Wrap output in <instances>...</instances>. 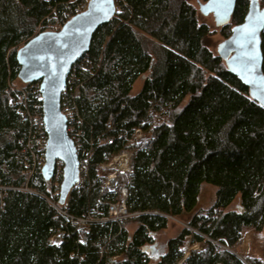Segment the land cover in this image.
Returning a JSON list of instances; mask_svg holds the SVG:
<instances>
[{"label": "trees", "instance_id": "1", "mask_svg": "<svg viewBox=\"0 0 264 264\" xmlns=\"http://www.w3.org/2000/svg\"><path fill=\"white\" fill-rule=\"evenodd\" d=\"M75 1L0 0V185L6 187L0 189V264H264V256L250 255L244 263L228 250L246 229L264 238V106L209 50L212 32L199 23L189 0H116L114 16L92 36L86 52L91 71L78 70L82 85L67 102L83 121L82 145L93 140L95 146L88 172L65 202L73 218L91 213L88 229L46 200L58 190L51 184L60 180L61 167L48 181L36 172L27 183L35 192L19 189L27 182L19 142L29 126L19 111L22 95L12 87L26 89L30 107L37 99L29 88L34 82L17 77L15 52L39 27H53L52 9L61 14ZM248 3L236 1L221 26L224 38L242 22ZM260 38L264 72V27ZM139 77L142 86L133 95ZM163 111L166 120L155 124L153 114ZM136 127L146 133L142 145L129 144ZM101 135L112 136V144L96 146ZM127 146L134 168L120 179L130 214L121 227L98 219L107 216L98 198H112L100 191L98 164ZM203 183L216 187L214 199L196 209ZM236 197L238 205L229 208ZM184 214H190L188 227L151 262L143 246L167 227L169 217ZM57 233L61 242L51 243ZM187 238L200 247L183 258Z\"/></svg>", "mask_w": 264, "mask_h": 264}, {"label": "water", "instance_id": "2", "mask_svg": "<svg viewBox=\"0 0 264 264\" xmlns=\"http://www.w3.org/2000/svg\"><path fill=\"white\" fill-rule=\"evenodd\" d=\"M236 1L206 0L199 4V10L204 15L211 14L215 25L221 27L230 21ZM115 9V0H88L86 8L67 20L60 29L35 33L15 52L18 79L22 83L39 82L47 134L41 175L48 181L54 176L57 165H61L60 205L65 204L69 192L79 180L78 155L67 133V118L61 110V92L71 66L89 50L94 32L114 16ZM262 18L264 6L260 5V0H249L242 22L231 28L230 35L220 43L218 51L227 70L248 88L253 100L264 106ZM253 24L256 26L254 37L246 34V29ZM157 250L156 243L143 246L145 252L157 253Z\"/></svg>", "mask_w": 264, "mask_h": 264}, {"label": "built area", "instance_id": "3", "mask_svg": "<svg viewBox=\"0 0 264 264\" xmlns=\"http://www.w3.org/2000/svg\"><path fill=\"white\" fill-rule=\"evenodd\" d=\"M88 0H76L73 8H66L61 14H57L55 9H52L53 16L48 18H54L56 25L60 28L67 20L72 18L75 14L83 11L87 6ZM40 32V27L38 28ZM36 32V33H38ZM92 62L89 56L84 53L72 66L66 78V85L61 92V110L67 118V133L73 140L77 155H78V167H79V180L76 185H81V181L88 172L90 167L91 157L94 153L95 146L93 140L88 143V146L82 145V119L75 114V109L68 105V97L73 99L76 97L79 87L82 82L77 74L78 70L91 71ZM91 73V72H90ZM19 91L23 98L22 107H19L21 118L23 121L28 122L29 130L28 134L23 141L19 142L20 150L19 154L22 155L23 169L22 173L26 176V184L23 187H19L21 190L35 192L27 186L29 179H31L36 172H41V168L44 164L45 146L47 140V134L43 123L42 112V96L39 90V82H34L29 85L30 91L37 99V103H34L31 107L24 102L26 99V89L24 87L15 86L12 87ZM157 115V113H155ZM155 115V116H156ZM107 130H111V123H107ZM146 138V133L141 127H136L133 130L132 137L129 140V144L142 145ZM112 136H99L97 137L96 146L112 144ZM134 151L130 147H125L117 152L113 153L106 161L98 164V169L103 177V183L101 186V193L111 195V199L98 198L97 202L107 206V216L99 217L100 221H116L121 227H124L123 220L130 216L127 211V197L128 189L125 185L121 184L122 175H130L134 168ZM61 165H57V169ZM0 189L4 190L6 187L0 185ZM3 197V194L1 195ZM58 198V190L53 191L46 200L62 215L68 218L69 221L78 224V228L87 230L90 221L94 220L91 213L88 211L82 217L73 218L66 212V203L64 205L58 204L56 199ZM3 205V202H1ZM193 231V229H190ZM50 242L59 244L61 242V233L54 234L50 238ZM188 253L184 254L183 258H186Z\"/></svg>", "mask_w": 264, "mask_h": 264}, {"label": "rangeland", "instance_id": "4", "mask_svg": "<svg viewBox=\"0 0 264 264\" xmlns=\"http://www.w3.org/2000/svg\"><path fill=\"white\" fill-rule=\"evenodd\" d=\"M74 1V0H71ZM189 2L195 6L198 14V21L199 23H204L208 26L209 30L212 32L211 36L208 38V48L210 51H212L213 54H219V45L220 43L225 39L221 35V27H218L215 25L213 16L211 14H202V12L199 10V4L203 3V0H189ZM115 5L117 8V3L115 0ZM54 22L52 25L53 27H50L45 30H58L60 29L56 23L54 18L50 19ZM41 31V30H40ZM38 32V29L37 31ZM143 79L139 77L136 79V81L132 85L131 94L135 95L139 92L142 86ZM17 85H19V82H15ZM154 122L155 124L166 120V113L163 111V113H158L157 115L154 113ZM156 115V116H155ZM61 180V178H60ZM60 180L56 178L54 183L51 184V186L54 184V186L58 187L59 189V183ZM33 190V189H32ZM51 190V189H49ZM54 190L52 189L51 193ZM216 191V187L208 184L203 183L200 192L198 194V200L196 204V209H206L208 208L214 199V194ZM49 197V196H48ZM238 205V197L235 198V200L232 202V204L229 206V208H235ZM190 214H184L181 217H169L167 227L165 229L157 231L153 236V243H156V249L157 253L150 252V259L151 262H155L158 258V255L162 252L166 251V243L169 239L174 237L183 227H188L187 223L189 221ZM135 225L133 223H130L127 228L128 232L132 233L134 230ZM186 241L185 245L183 246L184 252L189 253L190 250L199 248V243H189V238ZM232 251L236 252L237 255H239L241 258H246L250 255H260L264 256V238L262 234L256 233L252 230L246 229L242 233L241 239L236 243V245L231 248Z\"/></svg>", "mask_w": 264, "mask_h": 264}, {"label": "snow or ice", "instance_id": "5", "mask_svg": "<svg viewBox=\"0 0 264 264\" xmlns=\"http://www.w3.org/2000/svg\"><path fill=\"white\" fill-rule=\"evenodd\" d=\"M109 2H110V0H109ZM262 19H264V18H262ZM255 31H256V26H255V24H253L248 29H246V34L254 37Z\"/></svg>", "mask_w": 264, "mask_h": 264}, {"label": "bare ground", "instance_id": "6", "mask_svg": "<svg viewBox=\"0 0 264 264\" xmlns=\"http://www.w3.org/2000/svg\"><path fill=\"white\" fill-rule=\"evenodd\" d=\"M47 198V197H46ZM56 201L58 202V198L56 199Z\"/></svg>", "mask_w": 264, "mask_h": 264}]
</instances>
